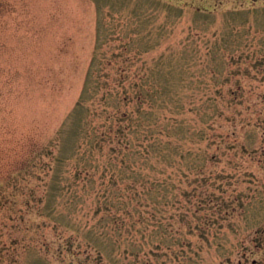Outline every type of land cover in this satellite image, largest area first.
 Here are the masks:
<instances>
[{
  "label": "rangeland",
  "instance_id": "obj_1",
  "mask_svg": "<svg viewBox=\"0 0 264 264\" xmlns=\"http://www.w3.org/2000/svg\"><path fill=\"white\" fill-rule=\"evenodd\" d=\"M0 264H264V0H0Z\"/></svg>",
  "mask_w": 264,
  "mask_h": 264
}]
</instances>
